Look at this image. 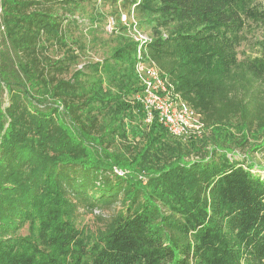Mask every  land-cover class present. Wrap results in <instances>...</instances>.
<instances>
[{
    "label": "trees",
    "instance_id": "obj_1",
    "mask_svg": "<svg viewBox=\"0 0 264 264\" xmlns=\"http://www.w3.org/2000/svg\"><path fill=\"white\" fill-rule=\"evenodd\" d=\"M97 1L152 28L149 57L205 127L237 121V147L256 133L264 155V36L240 57L259 0ZM92 2L0 0V264H264V167L145 123L124 23L108 59L74 67L75 32L105 16L84 19ZM128 129L140 141L115 151ZM118 202L103 229L78 225Z\"/></svg>",
    "mask_w": 264,
    "mask_h": 264
},
{
    "label": "rangeland",
    "instance_id": "obj_2",
    "mask_svg": "<svg viewBox=\"0 0 264 264\" xmlns=\"http://www.w3.org/2000/svg\"><path fill=\"white\" fill-rule=\"evenodd\" d=\"M96 0H93L91 4L86 6V10L84 12V19H88L90 12H92V7ZM97 9L105 13V16L102 20H99L94 26H90V23L87 22V25L81 27L79 30L75 32L74 37L82 41L84 43L85 48L80 52V62L77 66L74 67H83L85 65H91L97 62H102L108 59L115 47L118 46L122 37H125V32L121 30V24L123 23V17L127 16L131 17L127 14V12H123L121 16V20H118L116 15H113V11L110 7L104 5L102 2H96ZM258 7L264 14V0L258 1ZM115 23V29L112 33H109L108 26L111 22ZM147 32H153L152 28L147 27L145 29ZM94 31V32H92ZM264 36V23L257 24L250 22L247 31L246 38L247 40L240 48V57H243L245 53L251 51V49L255 46L257 41H260ZM89 75L91 74L90 69L87 71ZM105 76V75H103ZM106 123L109 122L110 117L106 116ZM145 123H148L145 121ZM236 125L234 128L229 126H217L215 128H207L202 134V136L198 137V145L202 147L203 145H207V148L211 149V146L214 145V141L216 137H220L219 140L222 142L225 141L231 142L232 146L235 147L234 154L237 159H247L246 157L252 158V160L260 167H264V155L258 152H252L254 146L260 142L255 134L250 135L248 141L243 147L239 146V142L242 139V132L239 131L238 122H235ZM129 135V139H124L121 137H117L116 141L113 144V149L117 152L128 153V149H131L130 144H135L140 141L139 138L134 141L130 133V129L127 130ZM224 145V144H222ZM226 145V144H225ZM130 147V148H128ZM261 171V170H260ZM121 208V202H118L111 208H97L93 211L89 209H80L78 213V225L82 228L87 229L90 232L96 233L97 231L103 229L108 221L119 211Z\"/></svg>",
    "mask_w": 264,
    "mask_h": 264
},
{
    "label": "built area",
    "instance_id": "obj_3",
    "mask_svg": "<svg viewBox=\"0 0 264 264\" xmlns=\"http://www.w3.org/2000/svg\"><path fill=\"white\" fill-rule=\"evenodd\" d=\"M123 23L127 25L129 35L137 45L135 71L141 91L135 99L146 112V121L151 122L157 116L170 135L182 141L202 136L205 125L199 114L175 91L168 77L149 57L148 45L154 39L153 34L141 29L133 16L130 19L124 16ZM114 27L113 21L108 26L109 33ZM163 35L167 37L166 33ZM117 173L123 174L119 170Z\"/></svg>",
    "mask_w": 264,
    "mask_h": 264
}]
</instances>
